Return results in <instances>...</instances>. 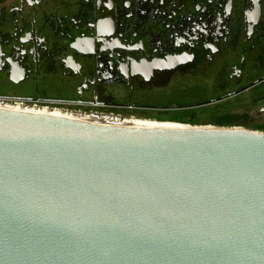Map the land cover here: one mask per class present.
<instances>
[{"label": "water", "instance_id": "water-1", "mask_svg": "<svg viewBox=\"0 0 264 264\" xmlns=\"http://www.w3.org/2000/svg\"><path fill=\"white\" fill-rule=\"evenodd\" d=\"M0 264H264V132L0 108Z\"/></svg>", "mask_w": 264, "mask_h": 264}, {"label": "flooded vegetation", "instance_id": "flooded-vegetation-1", "mask_svg": "<svg viewBox=\"0 0 264 264\" xmlns=\"http://www.w3.org/2000/svg\"><path fill=\"white\" fill-rule=\"evenodd\" d=\"M190 82L195 102L162 104ZM1 101L154 120L219 103L264 114V0H0Z\"/></svg>", "mask_w": 264, "mask_h": 264}, {"label": "rangeland", "instance_id": "rangeland-1", "mask_svg": "<svg viewBox=\"0 0 264 264\" xmlns=\"http://www.w3.org/2000/svg\"><path fill=\"white\" fill-rule=\"evenodd\" d=\"M211 94H213V91L211 90ZM200 95V88H198V85L195 82H190L188 85L183 89H176L173 90V93L171 96L174 98L177 97L179 100H171V101H164L162 104L164 105H181V104H191L192 102H195L197 99V96ZM184 98H187L184 100ZM183 99V100H182ZM239 107V106H238ZM238 107H233L228 104L219 103L215 106H209V107H202L195 110H189V112L185 113H175L172 112L170 114H176L179 117H156V120L160 119H176L182 121H188L190 125L193 126H206L210 125L208 127H239L249 130H258L261 132H264V114H258L256 113L258 107H245L243 110H241ZM51 109V108H50ZM58 110V109H56ZM188 116V117H185ZM227 116H231V123L230 125H222L225 121V118ZM126 118V117H125ZM160 118V119H157ZM138 119V118H134ZM176 122V121H175Z\"/></svg>", "mask_w": 264, "mask_h": 264}, {"label": "bare ground", "instance_id": "bare-ground-1", "mask_svg": "<svg viewBox=\"0 0 264 264\" xmlns=\"http://www.w3.org/2000/svg\"><path fill=\"white\" fill-rule=\"evenodd\" d=\"M0 108L17 110V111H28L39 114L52 115L56 117H63L67 119H73L76 121L99 124V125H108V126H124V127H169V128H182V127H191L192 125H187L184 123H179L178 121H159V120H149V119H134V118H125V117H102L93 114H83V113H74L67 112L65 110H56L50 109L42 106H32L18 103H4L1 101ZM194 127V126H193ZM199 127V126H197Z\"/></svg>", "mask_w": 264, "mask_h": 264}, {"label": "trees", "instance_id": "trees-1", "mask_svg": "<svg viewBox=\"0 0 264 264\" xmlns=\"http://www.w3.org/2000/svg\"><path fill=\"white\" fill-rule=\"evenodd\" d=\"M126 118H128V117H126ZM231 116H227V118H225V121H224V123L222 124V125H230V124H232L230 121H231ZM139 119V118H138ZM149 120H153V119H149ZM169 120V119H168ZM169 121H176V120H169ZM177 122V121H176ZM179 123H184V124H187V122H185V121H180ZM188 126L190 125V124H187ZM193 126V125H192ZM208 126H210V125H206V126H199V127H208Z\"/></svg>", "mask_w": 264, "mask_h": 264}, {"label": "built area", "instance_id": "built-area-1", "mask_svg": "<svg viewBox=\"0 0 264 264\" xmlns=\"http://www.w3.org/2000/svg\"><path fill=\"white\" fill-rule=\"evenodd\" d=\"M26 105V104H25ZM32 106H36V105H32ZM74 113H76V112H74ZM117 118H120V117H117Z\"/></svg>", "mask_w": 264, "mask_h": 264}]
</instances>
